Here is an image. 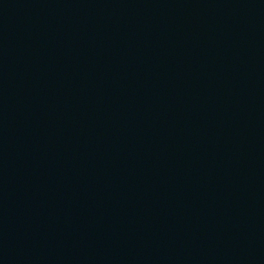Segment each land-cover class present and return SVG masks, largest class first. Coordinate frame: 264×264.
Returning <instances> with one entry per match:
<instances>
[{"label": "water", "instance_id": "obj_1", "mask_svg": "<svg viewBox=\"0 0 264 264\" xmlns=\"http://www.w3.org/2000/svg\"><path fill=\"white\" fill-rule=\"evenodd\" d=\"M0 264H264V0H0Z\"/></svg>", "mask_w": 264, "mask_h": 264}]
</instances>
